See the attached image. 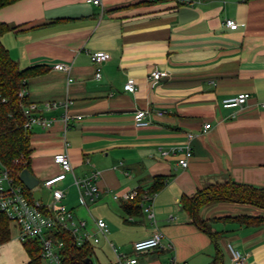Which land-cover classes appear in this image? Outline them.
<instances>
[{
	"label": "crops",
	"instance_id": "0c3cea01",
	"mask_svg": "<svg viewBox=\"0 0 264 264\" xmlns=\"http://www.w3.org/2000/svg\"><path fill=\"white\" fill-rule=\"evenodd\" d=\"M101 1L95 7L85 0H19L0 9V23L14 28L1 37L9 57L21 71L45 69L25 81L27 101H72L66 130L58 108L41 114L54 120L48 129L30 131L29 171L40 191L59 173L52 159L63 151L76 178L100 172L99 197L87 209L79 204L71 175L56 188L63 191L62 204L89 229L92 219L106 223V240L94 251L107 252L108 264V243L132 257V245L157 230L164 235L161 247L137 255V264H169L172 258L233 264L227 244L245 256L243 264H264L263 209L230 202L201 208L211 237L191 223L181 204L215 183L264 188V110L257 106L264 102V0ZM227 20L236 22L235 31L224 26ZM96 51L109 56L99 80L89 59ZM57 64L69 65V73L55 70ZM153 71L167 76L152 81ZM129 79L133 94L123 90ZM240 94L249 96L244 106L222 107ZM137 110L150 113L148 126H134ZM205 124L210 128L203 132ZM188 134L192 157L182 169L178 156L160 152L182 146ZM156 178L164 185L154 195L152 221L142 210L128 214L111 197L148 192ZM45 190L43 206L52 199ZM17 235L11 224L0 264L29 262Z\"/></svg>",
	"mask_w": 264,
	"mask_h": 264
},
{
	"label": "built area",
	"instance_id": "2783aa9c",
	"mask_svg": "<svg viewBox=\"0 0 264 264\" xmlns=\"http://www.w3.org/2000/svg\"><path fill=\"white\" fill-rule=\"evenodd\" d=\"M85 2L95 7L102 6L101 0H85ZM224 26L231 31H235L238 27L233 20L225 21ZM89 59L95 69L94 77L96 80H99L101 77V65L109 59V56L105 52L96 51L89 54ZM54 69L68 74L70 66L57 64L54 66ZM166 76V72L153 71L149 79L159 81ZM68 82H71L70 78ZM123 90L129 94H133L136 91L134 80H127L123 86ZM18 96L19 98L26 96L25 88L20 90ZM248 99V94H240L235 98L225 100L222 103V107L225 109L241 108L247 103ZM4 102L5 99L0 96V103ZM71 105L72 101L69 99L61 102H44L41 104L27 102L22 107V112L25 117L24 130L30 132L33 127H39L43 130L48 129L54 120L45 119L41 114L58 108L63 109L60 120L66 130L68 123L72 120L69 116ZM257 106L260 110H264V102L258 103ZM149 118L150 113L148 111L137 110L133 114V124L136 128H144L149 125ZM73 119L80 120L81 117H75ZM209 128L210 125L205 124L203 126V132H206ZM192 138L193 135L188 134L187 140L182 146L170 148L168 151H161V156H178L177 163L179 167L182 169L187 168L189 160L192 157L190 147V140ZM67 147L68 144L64 140L63 148L66 149ZM52 160L59 167L60 171L56 176L45 180L42 184L43 188L51 192L52 197L50 203L45 206L40 202L30 201L25 195L24 186L20 182L15 181L7 168L0 167V213L17 228V238L21 243L30 239H37L40 242L42 246V264H61L60 249L63 245L61 242L51 238L52 235L58 232L65 231L69 233L74 244L78 247L82 245L97 246L101 240H106L108 235V227L103 220L92 219L93 229H89L85 221L74 217L72 212L67 210L62 204L64 197L63 191L56 188V185L65 180L67 175H71L73 185L79 194V204L87 209L88 204L95 203L99 197L97 181L100 177V172L92 169L88 176L76 178L73 174V167L66 151L55 154ZM14 163L18 164L19 161H15ZM154 195H150L147 192L142 193L139 204L140 209L146 214L148 220L151 221L154 218L152 211ZM137 196L138 190L135 189L121 194H112L111 197L113 201L121 202L134 200ZM163 238L164 235L162 232L157 230L151 237L135 242L132 245V257L119 253L116 248L108 243L113 254L111 264H137L136 256L160 248ZM227 249L233 264L244 263L245 256L239 250L235 249L231 244H227ZM169 264L186 263L178 262L176 258H172Z\"/></svg>",
	"mask_w": 264,
	"mask_h": 264
},
{
	"label": "trees",
	"instance_id": "16d2710c",
	"mask_svg": "<svg viewBox=\"0 0 264 264\" xmlns=\"http://www.w3.org/2000/svg\"><path fill=\"white\" fill-rule=\"evenodd\" d=\"M19 0H0V9L10 6ZM14 28L5 23H0V96L5 99L0 103V165L7 168L15 181H18L19 173L23 169L29 170L30 154L29 136L30 132L24 130L25 117L22 107L27 104L26 96L19 98L18 93L26 88L25 81L31 77L45 72L44 68L34 67L21 71L13 61L7 50L1 43V37L13 31ZM15 161H19L15 164ZM155 184L148 194L158 193L163 185L162 178H156ZM25 195L32 201L31 192L26 188ZM142 192L131 201H121L123 209L128 213L139 211ZM183 209L189 215L191 223L201 232L212 237L207 224L199 217V210L203 207L216 203L230 202L246 204L264 210V188L253 187L244 184H236L231 181L208 185L193 197H183L181 200ZM45 212V211H44ZM11 222L0 213V245L8 242L11 238ZM52 239L62 243L60 249L61 264H87L91 262L94 254V246L74 244L69 233L58 232L51 236ZM24 249L29 257L27 264H42V246L37 239H30L23 243Z\"/></svg>",
	"mask_w": 264,
	"mask_h": 264
},
{
	"label": "water",
	"instance_id": "95a60500",
	"mask_svg": "<svg viewBox=\"0 0 264 264\" xmlns=\"http://www.w3.org/2000/svg\"><path fill=\"white\" fill-rule=\"evenodd\" d=\"M19 182L31 192V198L33 201L40 202L41 200V191H40V182L37 180L28 169H23L18 176ZM87 264H91L87 262Z\"/></svg>",
	"mask_w": 264,
	"mask_h": 264
},
{
	"label": "rangeland",
	"instance_id": "374dc122",
	"mask_svg": "<svg viewBox=\"0 0 264 264\" xmlns=\"http://www.w3.org/2000/svg\"><path fill=\"white\" fill-rule=\"evenodd\" d=\"M41 186H39L40 188ZM42 195L44 200L47 198V191L45 189H42ZM14 233V231H13ZM107 252L103 253L100 250L95 249L94 254L91 258L92 264H108V258L106 257Z\"/></svg>",
	"mask_w": 264,
	"mask_h": 264
}]
</instances>
